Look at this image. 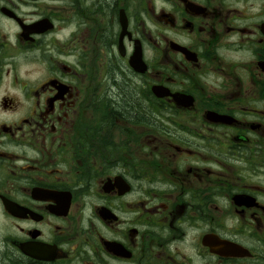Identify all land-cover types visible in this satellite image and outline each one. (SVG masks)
Masks as SVG:
<instances>
[{
	"label": "flooded vegetation",
	"instance_id": "flooded-vegetation-1",
	"mask_svg": "<svg viewBox=\"0 0 264 264\" xmlns=\"http://www.w3.org/2000/svg\"><path fill=\"white\" fill-rule=\"evenodd\" d=\"M0 264H264V0H0Z\"/></svg>",
	"mask_w": 264,
	"mask_h": 264
},
{
	"label": "trees",
	"instance_id": "trees-1",
	"mask_svg": "<svg viewBox=\"0 0 264 264\" xmlns=\"http://www.w3.org/2000/svg\"><path fill=\"white\" fill-rule=\"evenodd\" d=\"M122 106L125 108L124 110H126L127 112H130V109H129V104H130V100L129 99H125V98H122Z\"/></svg>",
	"mask_w": 264,
	"mask_h": 264
}]
</instances>
